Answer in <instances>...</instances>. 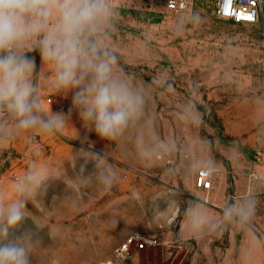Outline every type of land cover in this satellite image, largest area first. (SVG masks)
I'll return each instance as SVG.
<instances>
[{
    "label": "rangeland",
    "instance_id": "1",
    "mask_svg": "<svg viewBox=\"0 0 264 264\" xmlns=\"http://www.w3.org/2000/svg\"><path fill=\"white\" fill-rule=\"evenodd\" d=\"M113 4L119 14L109 42L119 56L120 74L145 98L143 113L115 142L85 128L72 110L69 124L57 133H21L0 143L5 201L16 198L14 178L29 166L48 176L29 199L28 219L11 235L32 233L33 264H264V181L243 174L244 168L257 172L253 151L264 148V78L259 75L264 6L260 20L248 24L217 17L213 0H192L181 12L168 11L157 0ZM30 55L39 70V53ZM37 80L42 106L68 114L71 95L57 90L51 65L41 68ZM177 124L185 134L199 132L209 154L236 174L227 188L228 206L249 200L254 205L248 221L226 217V224L210 234L214 243L202 237L201 248L178 235L176 210L166 209L179 193L113 153L114 143L125 151L130 141L150 144L153 133L161 135L157 141L165 140L176 134L169 126ZM154 126L161 130L153 131ZM163 219L166 227L159 225ZM134 232L156 242L117 254L116 247Z\"/></svg>",
    "mask_w": 264,
    "mask_h": 264
},
{
    "label": "clouds",
    "instance_id": "2",
    "mask_svg": "<svg viewBox=\"0 0 264 264\" xmlns=\"http://www.w3.org/2000/svg\"><path fill=\"white\" fill-rule=\"evenodd\" d=\"M118 14L113 0H0V143L21 133H57L69 124L72 110L85 128L109 142L140 118L145 98L120 74L109 42ZM45 65L54 69L57 90L71 95L68 114L42 106L37 77ZM47 178L33 164L14 178L16 198L0 195V264H33L32 233H11L28 219L29 199ZM103 181L111 183L107 176ZM253 212L249 200L230 204L224 215L244 223Z\"/></svg>",
    "mask_w": 264,
    "mask_h": 264
},
{
    "label": "crops",
    "instance_id": "3",
    "mask_svg": "<svg viewBox=\"0 0 264 264\" xmlns=\"http://www.w3.org/2000/svg\"><path fill=\"white\" fill-rule=\"evenodd\" d=\"M68 103L70 102H67V106ZM169 127V130L175 131L176 134L169 133L165 140L157 141L161 135L153 133L152 143L142 145L140 143L142 139L130 141L127 151L120 144L114 143L113 153L114 156L137 170L158 176L165 184L167 191L169 188L173 191L170 193L174 195L179 193V196L175 198L177 200L173 203L169 202L166 209L172 212L176 210L178 235L183 240L192 239L190 242L194 245L198 243V248H201L199 243H203L202 237L207 236L205 243H214V238L210 236L212 230L218 227L219 223L222 224V221H224L223 225L226 224L224 210L228 207L227 201H230L227 188L230 189L233 185L236 174L232 173L230 167L223 165L219 158L209 154L207 143L202 141L199 132L193 130L185 134V129L181 128L184 126L179 124ZM156 128L154 126L153 131H156ZM157 129L160 131V126ZM130 135L133 136L132 133ZM139 137L140 135L137 134V138ZM205 165H209L212 169V175L211 187L204 192L197 188L193 181L196 169ZM243 171L244 175L251 177V171L249 172L247 168ZM261 181L264 180L258 183L263 184ZM257 186L259 187L258 184ZM195 197L204 198L207 204L200 200L195 202L197 200ZM166 221L168 219L161 220L159 225L166 227ZM133 250L137 249L133 248Z\"/></svg>",
    "mask_w": 264,
    "mask_h": 264
},
{
    "label": "built area",
    "instance_id": "4",
    "mask_svg": "<svg viewBox=\"0 0 264 264\" xmlns=\"http://www.w3.org/2000/svg\"><path fill=\"white\" fill-rule=\"evenodd\" d=\"M168 11L181 12L186 10L192 0H157ZM215 14L219 18H226L237 23L252 24L258 22L263 13L264 0H213ZM251 17V19H249ZM264 39V28L262 29ZM260 77L264 78V63L259 69ZM253 159L257 164V172L250 173L264 180V148L253 151ZM212 169L206 166L198 167L194 175V185L202 190L211 187ZM156 239L145 233L134 232L126 236L116 247V253L127 255L131 248L141 249L148 243H155Z\"/></svg>",
    "mask_w": 264,
    "mask_h": 264
},
{
    "label": "snow or ice",
    "instance_id": "5",
    "mask_svg": "<svg viewBox=\"0 0 264 264\" xmlns=\"http://www.w3.org/2000/svg\"><path fill=\"white\" fill-rule=\"evenodd\" d=\"M249 19H251V17H249Z\"/></svg>",
    "mask_w": 264,
    "mask_h": 264
}]
</instances>
